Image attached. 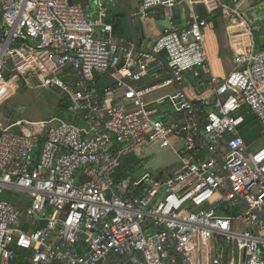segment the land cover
I'll list each match as a JSON object with an SVG mask.
<instances>
[{"label": "built area", "instance_id": "2783aa9c", "mask_svg": "<svg viewBox=\"0 0 264 264\" xmlns=\"http://www.w3.org/2000/svg\"><path fill=\"white\" fill-rule=\"evenodd\" d=\"M128 1L133 17L160 7L170 22L178 2ZM215 1L235 20L227 28L250 38L225 78L211 72L207 21L193 10L136 50L115 39L111 0H95L94 16L70 0H0V91L15 80L0 104L22 81L59 90L75 116L0 120V195H34L29 208L0 200V264H264V144L250 151L240 132L248 117L264 132V48H254L241 0ZM188 72L205 96L187 94ZM101 74L114 81L103 89L110 103L94 87ZM150 74L152 83H131ZM165 87L178 118L156 117L145 99ZM146 142L169 148L177 167L161 180H119L122 157Z\"/></svg>", "mask_w": 264, "mask_h": 264}, {"label": "crops", "instance_id": "0c3cea01", "mask_svg": "<svg viewBox=\"0 0 264 264\" xmlns=\"http://www.w3.org/2000/svg\"><path fill=\"white\" fill-rule=\"evenodd\" d=\"M72 2H81L89 9V15L94 16L96 14V4L95 0H70ZM112 3L109 6V10L107 12L106 19L113 26V35L116 40L127 42L132 44V36L129 31L127 21H126V11H125V3L123 0H111ZM177 6L174 10V18L170 22L167 16H165L162 8L157 7L149 11L148 16L143 17H133L132 22L133 27L136 31L137 35V48L144 49L153 44V42L158 38L165 30L168 29H179L185 26L187 19L189 18L190 12L193 10L196 13L205 12L210 18L206 19L207 25L204 28L205 34V48L208 57V63L211 69V72L214 76L219 78H225L233 67L232 59L234 54V49H243L246 50L249 46L250 38L246 31L240 30L239 28L235 29V33L238 35L244 34L243 41L245 42L242 47L241 44H238L236 47V43L232 42V38L237 39V37H233L230 29L227 28V23H232L235 21L231 18V21L225 18L224 13L219 8L218 4L215 0H177ZM241 5L239 8H247L249 4L254 3L252 0H241ZM131 12L136 10L138 3L130 2ZM219 13V15H218ZM240 15L246 20L251 27L252 30V41L254 42V34L255 31L257 34H260L262 31V26L253 22L250 24L248 20L243 16L240 12ZM221 25H225V29H221ZM249 29V27H247ZM222 32L227 34V37L224 38ZM240 37V36H239ZM241 38V37H240ZM242 39V38H241ZM238 41V40H237ZM133 45V44H132ZM254 48L255 42H254ZM186 79V92L189 96L195 97L205 94L203 89H200L198 92L195 90H191V86L196 85V80L191 73H185ZM156 80V75L153 74L144 76L137 82H131L136 87H143L149 83H152ZM97 86L99 87V91L102 98H104L106 103H110L115 98L114 93L105 94L103 89L107 86L113 85L114 81L109 77L108 74H101L97 76ZM96 82V83H97ZM113 82V83H112ZM190 85V86H189ZM6 86H11L12 89H15V80L11 82H7ZM189 87V88H188ZM209 88V85L205 86ZM53 90V89H52ZM57 90V89H56ZM262 90V89H261ZM44 91H51L50 89H44ZM59 91V90H58ZM173 87H165L161 89H157L151 92L146 96V101L149 107H156L158 109V113L156 117H170V118H178L179 113L175 110V107L170 101L169 96L173 93ZM195 92V93H194ZM206 95V94H205ZM203 95V96H205ZM209 102L212 103L214 100V96L208 97ZM61 98L58 99V102ZM211 106L207 107V111H211ZM240 132L245 142L248 145L250 151H254L264 144V132L262 131L258 122L253 117H248L246 122L240 127ZM263 140V141H262ZM261 141L260 144H257ZM136 152V153H135ZM138 152V153H137ZM135 153L136 163L141 164L145 173H149L148 168H152L155 170L164 171L167 164H172L174 162L177 163V159L174 153L169 148H161L158 145V142H146L143 146L137 148L135 151L131 152ZM149 156H155L153 160L147 159ZM131 158V156L129 157ZM162 158H165L166 161ZM147 159V160H146ZM146 160V161H145ZM164 167V168H162ZM148 170V171H147ZM152 175V174H151ZM167 175V174H166ZM165 175V176H166Z\"/></svg>", "mask_w": 264, "mask_h": 264}, {"label": "rangeland", "instance_id": "374dc122", "mask_svg": "<svg viewBox=\"0 0 264 264\" xmlns=\"http://www.w3.org/2000/svg\"><path fill=\"white\" fill-rule=\"evenodd\" d=\"M254 3L249 4L247 8H240V12L243 16L248 20L250 24L253 22L260 24L262 26V31L260 34H257L255 31L254 34V42L256 50H258L259 46L256 45V40L258 39L260 43H264V0H252ZM221 29H225V25H221ZM223 37L226 38L227 34L222 32ZM31 83L30 86H33V81H29ZM260 87L264 93V81L261 82ZM51 91H44V89L39 88H30L22 81L19 82L18 88L9 95L2 103L0 104V120L8 122L17 120V119H30L36 120L41 119L43 117L55 115L60 117L66 122H74L75 116L71 114L69 111L65 110V108H61V106L57 105V101L59 98H63V95L60 91L56 89H50ZM9 91L5 88L0 91V99L5 93ZM8 112H11L10 114ZM255 119V118H254ZM257 122V121H256ZM263 141V140H262ZM261 141L257 144H260ZM42 151V142H39L38 145L33 149L31 159L34 165H37ZM136 153V152H135ZM135 153H129L122 157L121 164L117 169V177L119 180L122 179H140L146 170H144L143 166H141L140 162L136 163ZM138 153V152H137ZM131 156V158H129ZM155 156H149L147 159L153 160ZM146 159V160H147ZM164 162H168L165 158H162ZM145 160V161H146ZM164 168L165 170H155L152 168H148L149 172L152 174L155 180H161L164 176L170 172H172L176 167L177 163L174 162L172 164H167ZM147 170V171H148ZM163 191L160 192L159 197H162ZM1 199H7L12 201L13 203L20 204L22 201H26V208H29L33 202L34 195L28 193H13L6 192L3 195H0ZM225 206L233 211L235 214H239V207L234 206L233 203L228 202ZM234 250H236V246L234 244ZM236 255V254H235Z\"/></svg>", "mask_w": 264, "mask_h": 264}, {"label": "water", "instance_id": "95a60500", "mask_svg": "<svg viewBox=\"0 0 264 264\" xmlns=\"http://www.w3.org/2000/svg\"><path fill=\"white\" fill-rule=\"evenodd\" d=\"M125 3V11H126V21H127V25L129 28V31L131 33L132 36V44L135 47L136 50H139L137 48V35H136V31L133 27V22H132V12H131V5L130 2L128 0H123Z\"/></svg>", "mask_w": 264, "mask_h": 264}, {"label": "trees", "instance_id": "16d2710c", "mask_svg": "<svg viewBox=\"0 0 264 264\" xmlns=\"http://www.w3.org/2000/svg\"><path fill=\"white\" fill-rule=\"evenodd\" d=\"M198 13V15H200L201 17H203V18H205V19H209L210 17L205 13V12H197ZM218 15H219V13H218ZM256 45L257 46H259L258 48L259 49H262V48H264V43L262 42V43H260V41L257 39L256 40ZM113 83V82H112ZM97 84H98V82L97 83H95L94 84V87H95V89L98 91V92H101V91H99V87L97 86ZM58 106H61V108H65L66 106H67V101H66V99L63 97L59 102H58V104H57Z\"/></svg>", "mask_w": 264, "mask_h": 264}, {"label": "bare ground", "instance_id": "6f19581e", "mask_svg": "<svg viewBox=\"0 0 264 264\" xmlns=\"http://www.w3.org/2000/svg\"><path fill=\"white\" fill-rule=\"evenodd\" d=\"M230 31H231V33H233V32H235V29L230 28ZM235 36L237 37V39L234 40V38H232V42H233V41H234L235 43L238 42V43H236V47H237L238 44H241V46L243 47L244 44H245V42L243 41V39H244V37H245L244 34L238 35L237 33H235V34H233V37H235ZM239 36H240L242 39H241ZM236 37H235V38H236ZM237 40H238V41H237ZM3 87H4V85H3ZM3 87H2V88H3Z\"/></svg>", "mask_w": 264, "mask_h": 264}]
</instances>
